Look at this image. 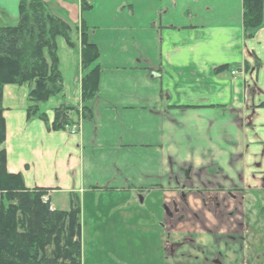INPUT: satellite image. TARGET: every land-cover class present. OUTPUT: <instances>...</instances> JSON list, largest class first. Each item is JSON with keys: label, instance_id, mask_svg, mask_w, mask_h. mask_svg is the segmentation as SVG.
Returning <instances> with one entry per match:
<instances>
[{"label": "crops", "instance_id": "crops-1", "mask_svg": "<svg viewBox=\"0 0 264 264\" xmlns=\"http://www.w3.org/2000/svg\"><path fill=\"white\" fill-rule=\"evenodd\" d=\"M20 1L0 0L2 26L17 23ZM45 1L78 28L77 46L58 45L63 91L40 105L47 121L28 119V85L4 86L6 167L27 188L49 189L57 208L78 204L82 240L86 224L98 233L104 222L144 220L152 233L167 230L154 253L167 264L166 249L199 224L190 205L204 214L203 197L264 193V0L249 35L243 0H88L87 10L82 0ZM82 26L100 53L90 102ZM62 105L76 108V133L50 128Z\"/></svg>", "mask_w": 264, "mask_h": 264}, {"label": "trees", "instance_id": "trees-1", "mask_svg": "<svg viewBox=\"0 0 264 264\" xmlns=\"http://www.w3.org/2000/svg\"><path fill=\"white\" fill-rule=\"evenodd\" d=\"M82 9L90 8L82 0ZM245 32L261 25L263 0H243ZM20 16L13 26L1 25L0 11V104L4 86L28 85V119L47 121L40 105L63 91L59 38L75 46L72 24L57 16L45 0H21ZM78 32V30H77ZM77 46V45H76ZM98 47L89 42L81 27L82 97L93 100L99 90L101 67ZM231 69L229 65L218 70ZM232 70V69H231ZM73 106L56 109L54 130L66 129ZM92 110L83 108V118H92ZM78 124V123H77ZM6 121L0 106V264H82V226L77 204L70 210L53 209L47 188L26 187L22 173H10L6 167Z\"/></svg>", "mask_w": 264, "mask_h": 264}, {"label": "rangeland", "instance_id": "rangeland-1", "mask_svg": "<svg viewBox=\"0 0 264 264\" xmlns=\"http://www.w3.org/2000/svg\"><path fill=\"white\" fill-rule=\"evenodd\" d=\"M62 40V37L59 38L58 45L62 44ZM243 195L240 198H244L246 207L254 208L248 210L249 214L248 218H246V223L238 228L234 227L232 231L242 232L240 236L238 235L240 238L243 237V231H246V239H239L238 241L235 238L238 243L236 249L233 248L231 250L227 246L228 253L233 250L234 253L232 255L233 258H228L227 263L224 264H264V205L262 202L264 201V193L253 192ZM55 200L57 199L54 198L52 202V198H50L53 209L60 205ZM94 224L93 226H96V223ZM107 225L104 222L100 226L101 229L96 233L93 229H88V224H86L82 240V264H162L161 254L158 255L157 252L156 256H154V253L157 247L161 249L159 240L167 238V230L157 231V234L156 232L152 233L146 227L144 220L132 229H124L120 223ZM245 226H248V229ZM250 227L251 230H249ZM240 228L242 229L239 230ZM219 229H222V227ZM215 231L197 229L194 230L193 235L201 240L206 239L211 242L210 246L214 249V246L219 244L218 239L220 237L217 235L218 232L215 233ZM184 232L178 236L179 241L177 244L180 245V249H178L175 257L171 260L170 256L167 255L169 257L167 264H190V256H188L190 254V246L188 245L190 233L188 237H185ZM207 262L205 264H208Z\"/></svg>", "mask_w": 264, "mask_h": 264}, {"label": "flooded vegetation", "instance_id": "flooded-vegetation-1", "mask_svg": "<svg viewBox=\"0 0 264 264\" xmlns=\"http://www.w3.org/2000/svg\"><path fill=\"white\" fill-rule=\"evenodd\" d=\"M240 195H230L228 196V201L226 203H220V199L217 196L214 197H203V203L205 208L208 209V212L196 213L190 205V217L193 220H198L199 224L197 227H190V239L188 240V245L190 246V264H205L207 261L208 264H224L227 263L228 258H233L234 250L231 253H228V249L231 250L237 247L236 240L246 239V231H243V237L240 236L242 232L237 233L232 231V229L238 228L246 223V218H248V210H252L254 207H246L244 198L241 199L240 196L243 195L241 191H238ZM185 197V195H183ZM244 197V195H243ZM211 204L210 206L208 204ZM235 204V205H234ZM199 216V218H197ZM210 220L211 222H206ZM222 227V229H219ZM248 229V226H245ZM200 229L202 231L210 229L215 231L219 235V244L212 248L211 242H208L206 239H200L194 237V230ZM240 228L239 230H241ZM251 230V227L250 229ZM236 232V233H235ZM245 243V242H244ZM242 243V244H244ZM228 246V249H227ZM180 249V245L172 243L167 250V255L170 256V259H173L176 255V252ZM243 255V254H242ZM168 257V256H167ZM169 258V257H168ZM199 262V263H197ZM193 263V264H194Z\"/></svg>", "mask_w": 264, "mask_h": 264}, {"label": "built area", "instance_id": "built-area-1", "mask_svg": "<svg viewBox=\"0 0 264 264\" xmlns=\"http://www.w3.org/2000/svg\"><path fill=\"white\" fill-rule=\"evenodd\" d=\"M235 73H236V71H232V74H235ZM72 130H73V132H76L78 130V126L73 125Z\"/></svg>", "mask_w": 264, "mask_h": 264}]
</instances>
